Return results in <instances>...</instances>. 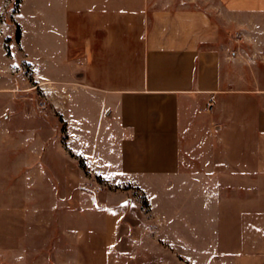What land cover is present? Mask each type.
I'll use <instances>...</instances> for the list:
<instances>
[{"label":"crops","instance_id":"1","mask_svg":"<svg viewBox=\"0 0 264 264\" xmlns=\"http://www.w3.org/2000/svg\"><path fill=\"white\" fill-rule=\"evenodd\" d=\"M194 1L64 0L51 18L22 6L17 56L39 87L73 91L69 134H88L73 153L118 188L88 198L79 264H108L121 234L156 236L189 264H264V0Z\"/></svg>","mask_w":264,"mask_h":264},{"label":"rangeland","instance_id":"2","mask_svg":"<svg viewBox=\"0 0 264 264\" xmlns=\"http://www.w3.org/2000/svg\"><path fill=\"white\" fill-rule=\"evenodd\" d=\"M155 1L170 8L191 2ZM194 2L202 7L218 3ZM24 3L26 9H43L46 18L66 4L64 0H0V24H13L16 29V43L9 37L0 42V82L14 87L0 91V264H79L92 254L88 198L118 188L92 172L88 159L82 161L73 153L79 144L82 150L88 149V134H82L81 123L76 122L73 134H69L68 104L73 91L68 85L39 87L32 64L18 57V20ZM52 37L46 36V41L52 42ZM54 62L52 59L41 67L53 70L58 67ZM11 102L16 106L11 107ZM21 102H28V106H19ZM25 113V118L20 116ZM6 114L10 115L9 121ZM139 200L146 211L148 205L142 194ZM129 222L131 225L132 220ZM152 237L155 243L147 235L110 236L113 243L106 252L108 264H189L179 250ZM97 250L95 258L106 256L105 250Z\"/></svg>","mask_w":264,"mask_h":264},{"label":"trees","instance_id":"3","mask_svg":"<svg viewBox=\"0 0 264 264\" xmlns=\"http://www.w3.org/2000/svg\"><path fill=\"white\" fill-rule=\"evenodd\" d=\"M20 38H21V30L18 29V31H17V39H18V41L20 40Z\"/></svg>","mask_w":264,"mask_h":264},{"label":"built area","instance_id":"4","mask_svg":"<svg viewBox=\"0 0 264 264\" xmlns=\"http://www.w3.org/2000/svg\"><path fill=\"white\" fill-rule=\"evenodd\" d=\"M213 105H214V103H213V101H211L210 103H208V109H211L212 107H213ZM45 108V107H44Z\"/></svg>","mask_w":264,"mask_h":264}]
</instances>
